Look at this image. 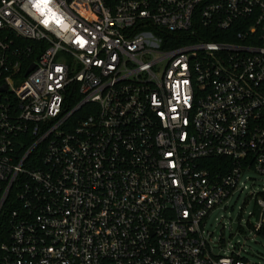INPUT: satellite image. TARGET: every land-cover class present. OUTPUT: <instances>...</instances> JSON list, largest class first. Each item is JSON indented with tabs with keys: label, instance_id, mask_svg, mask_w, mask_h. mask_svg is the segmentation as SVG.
Instances as JSON below:
<instances>
[{
	"label": "built area",
	"instance_id": "1",
	"mask_svg": "<svg viewBox=\"0 0 264 264\" xmlns=\"http://www.w3.org/2000/svg\"><path fill=\"white\" fill-rule=\"evenodd\" d=\"M5 85L0 264H264L204 230L264 178V0H0Z\"/></svg>",
	"mask_w": 264,
	"mask_h": 264
},
{
	"label": "rangeland",
	"instance_id": "2",
	"mask_svg": "<svg viewBox=\"0 0 264 264\" xmlns=\"http://www.w3.org/2000/svg\"><path fill=\"white\" fill-rule=\"evenodd\" d=\"M243 181L245 189L237 188L210 213L204 227L205 235L211 236L216 252L224 253L235 246L249 261L264 263V228L262 232L255 230L260 220L255 213L256 196H252V193L264 192V178L252 170Z\"/></svg>",
	"mask_w": 264,
	"mask_h": 264
},
{
	"label": "trees",
	"instance_id": "3",
	"mask_svg": "<svg viewBox=\"0 0 264 264\" xmlns=\"http://www.w3.org/2000/svg\"><path fill=\"white\" fill-rule=\"evenodd\" d=\"M4 240V235L2 233V231H0V243Z\"/></svg>",
	"mask_w": 264,
	"mask_h": 264
},
{
	"label": "snow or ice",
	"instance_id": "4",
	"mask_svg": "<svg viewBox=\"0 0 264 264\" xmlns=\"http://www.w3.org/2000/svg\"><path fill=\"white\" fill-rule=\"evenodd\" d=\"M41 3L47 4L49 3V0H40ZM81 46H83V44H81Z\"/></svg>",
	"mask_w": 264,
	"mask_h": 264
},
{
	"label": "water",
	"instance_id": "5",
	"mask_svg": "<svg viewBox=\"0 0 264 264\" xmlns=\"http://www.w3.org/2000/svg\"><path fill=\"white\" fill-rule=\"evenodd\" d=\"M7 90V86L5 85V86H2V87H0V91H6Z\"/></svg>",
	"mask_w": 264,
	"mask_h": 264
}]
</instances>
